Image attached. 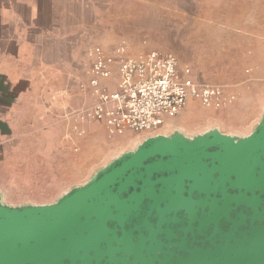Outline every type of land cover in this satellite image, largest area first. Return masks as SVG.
<instances>
[{
	"label": "water",
	"instance_id": "water-1",
	"mask_svg": "<svg viewBox=\"0 0 264 264\" xmlns=\"http://www.w3.org/2000/svg\"><path fill=\"white\" fill-rule=\"evenodd\" d=\"M0 264H264V113L143 140L50 204H4Z\"/></svg>",
	"mask_w": 264,
	"mask_h": 264
},
{
	"label": "rangeland",
	"instance_id": "rangeland-1",
	"mask_svg": "<svg viewBox=\"0 0 264 264\" xmlns=\"http://www.w3.org/2000/svg\"><path fill=\"white\" fill-rule=\"evenodd\" d=\"M58 1L76 38L66 71L54 72L58 84L54 96L55 143H46L50 136L11 137L9 142H5L7 137H0V196L4 204L54 203L150 136L179 131L192 137L213 128L246 136L260 122L264 113V76L254 79V72L246 70L222 72L212 73V77L228 84L237 95L222 109L193 103L158 131H126L110 136L101 123L82 117L95 100L90 95L88 73L91 61L87 51L94 45H102L110 51L122 45L128 54L165 46L185 52L184 41L172 32L174 26L162 32L164 25L157 21L153 23L152 18L150 22L144 19V3H157V0H71L69 4L67 0ZM63 53L66 54V50ZM179 57L185 63L194 64L195 73L192 74L202 80V73L195 65L196 57L185 53ZM45 123L46 120H40L39 128ZM16 139L31 140L26 145H14Z\"/></svg>",
	"mask_w": 264,
	"mask_h": 264
},
{
	"label": "crops",
	"instance_id": "crops-1",
	"mask_svg": "<svg viewBox=\"0 0 264 264\" xmlns=\"http://www.w3.org/2000/svg\"><path fill=\"white\" fill-rule=\"evenodd\" d=\"M59 3L0 0V137H7L5 142L11 137L50 136L46 143H55L54 96L58 84L54 72L66 71L76 38ZM143 7L145 20L152 18L153 23L164 25L162 32L174 26L172 32L184 41L185 52L177 47L157 49L177 58L183 76L220 85L233 95V101L234 90L216 81L212 73L246 70L254 72V79H263L264 0H157ZM183 53L196 57L193 63L202 80L193 76L194 64L180 59ZM90 95L95 99L92 91ZM193 103L200 104L191 100L189 105ZM40 120L47 121L41 128ZM30 140L16 139L14 145H26Z\"/></svg>",
	"mask_w": 264,
	"mask_h": 264
},
{
	"label": "built area",
	"instance_id": "built-area-1",
	"mask_svg": "<svg viewBox=\"0 0 264 264\" xmlns=\"http://www.w3.org/2000/svg\"><path fill=\"white\" fill-rule=\"evenodd\" d=\"M87 52L95 101L82 117L102 123L110 136L156 131L191 100L209 108L233 101L222 86L183 76L171 53L152 49L133 55L122 45L111 51L94 45Z\"/></svg>",
	"mask_w": 264,
	"mask_h": 264
}]
</instances>
